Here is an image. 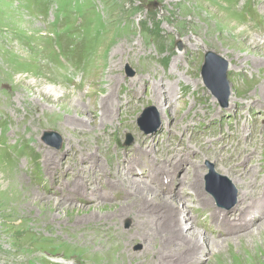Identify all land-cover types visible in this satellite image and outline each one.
Here are the masks:
<instances>
[{"label":"rangeland","instance_id":"374dc122","mask_svg":"<svg viewBox=\"0 0 264 264\" xmlns=\"http://www.w3.org/2000/svg\"><path fill=\"white\" fill-rule=\"evenodd\" d=\"M176 12L184 19H177ZM190 20L203 26L197 31L187 25ZM131 28L136 42L140 35L149 40L153 68L164 76L165 99L158 107L147 83L133 99L138 108L132 118L106 123L101 99L113 77L108 79L109 69L118 83L134 87L146 69L120 49L119 39L130 37ZM207 51L228 62L226 107L202 81ZM192 69L199 80L193 95L195 85L186 81ZM235 71L249 84L238 94ZM99 74L100 85L94 88ZM80 76L87 80L79 81ZM0 82V264H264V209L259 206L264 204L259 188L264 143L258 144L264 134V0H0ZM40 87H60L55 89L59 97H39ZM88 88L94 90L92 98L85 97ZM147 107L155 110L147 112L150 123L158 122L149 132L139 125ZM195 110L188 130L187 114ZM51 111L56 112L53 121L35 129L33 117ZM107 127L111 158L103 153L97 164L81 161L80 154L97 150L85 149L89 132ZM44 131L58 133L59 148L41 140ZM127 133L133 137L128 146ZM245 145L254 151H240L232 170V153ZM141 150L155 161L138 166L146 155L137 153ZM207 161L238 193L228 210L217 207L207 191ZM111 163L123 169L128 185L106 174L105 181L98 180L100 167L106 173ZM139 176L145 181L138 186L130 178ZM136 187L137 192L152 188L156 199L175 198L189 224L194 222L186 234L194 229L205 236L206 250L188 251L200 240L175 238L178 232L169 231L180 226L182 216L160 201L145 202ZM245 202L246 213L240 210ZM255 204L258 212L247 215ZM243 217L253 219L249 226ZM89 232L94 235L85 237ZM98 247L89 263L88 251Z\"/></svg>","mask_w":264,"mask_h":264},{"label":"bare ground","instance_id":"6f19581e","mask_svg":"<svg viewBox=\"0 0 264 264\" xmlns=\"http://www.w3.org/2000/svg\"><path fill=\"white\" fill-rule=\"evenodd\" d=\"M126 3H127V1H125ZM167 4V3H166ZM168 8V7H167ZM118 10V9H117ZM175 12V11H174ZM211 12V11H210ZM169 13V12H168ZM172 13V12H171ZM212 13V12H211ZM114 16V15H113ZM201 16V15H200ZM177 19H179V20H182V19H184V16L182 15V17L180 16V13H178V12H176V16H175ZM226 19V18H225ZM228 19V18H227ZM230 19H231V17H230ZM123 21V20H122ZM191 21V23L192 24H188L187 23V25H191V26H196L197 27V31H198V29H200V26L202 25L199 21H194V22H192V20H190ZM213 22V21H212ZM218 22V21H217ZM184 23V22H183ZM211 23V22H210ZM185 25V24H184ZM203 26V25H202ZM132 27V26H131ZM209 27V26H208ZM204 28V27H203ZM207 28V27H206ZM208 29V28H207ZM108 31V30H107ZM136 31V29H134V28H131V30H130V37H122V38H120L119 39V43H121L122 45H120V49H121V51L122 52H125L126 53V55H127V57H128V59L129 60H131V61H135L136 63H137V65L138 64H141V66H142V64H145L146 65V69H145V71H142L143 72V75H141L139 78H138V80H139V83H137V82H135V86L136 87H134L132 84H127V85H123L122 84V82H121V80H120V82L118 83V78L119 77H116L115 75H116V73L113 71V69L112 68H110L109 69V72L107 73L108 74V79H109V75L112 73L113 75V77L112 78H110L109 80H108V85H109V87H108V90H107V93H106V95H103L102 96V102H103V112H102V119H105V122L107 123V122H109V123H111V124H113V122L115 121V120H117L118 121V117L120 116V119H121V121L124 119V118H126V117H129V118H132L135 114H136V111H137V105H138V101H136V102H133V99L136 97L137 99H139L137 96H136V93H137V90H139L140 89V87L142 86H144L145 84H149V86H151V90H152V92H153V97H155V101H157V103H156V105L158 106V107H162L161 106V102L162 101H164V99H165V97H163V89H162V79L164 78V76H162L160 73H158L157 72V70H155V68H153V63H152V55H151V46H150V43H149V40L148 39H146V37H144V36H141L140 35V38H141V41L139 40V41H137L136 42V39L134 38V32ZM226 32V31H225ZM115 33V32H114ZM243 34V32H242V30H240V31H238V35H242ZM116 37V36H115ZM250 38V37H249ZM251 39V38H250ZM254 39V38H253ZM118 41V40H117ZM116 45V44H115ZM117 46V45H116ZM119 49V50H120ZM115 52V51H114ZM154 57V56H153ZM156 57V56H155ZM110 60H112V59H110ZM111 63V62H110ZM173 63H175V65H177V60L176 59H174V61H173ZM196 64V63H195ZM174 65V66H175ZM178 67V66H177ZM180 67V66H179ZM173 70V69H172ZM175 70V69H174ZM173 70V71H174ZM169 71V70H168ZM170 72V71H169ZM239 71H235L234 72V76L236 77V79L239 81V82H237V83H235V91H237L236 93L238 94L241 90H243L244 91V89L247 87V85H249L247 82H248V80L247 79H245L244 77H242L241 76V78H240V80H239V76H240V73H238ZM93 73H95L94 71H93ZM100 73V72H99ZM171 73V72H170ZM196 73L194 72V70L192 69L191 70V72H190V76L187 78V82L188 83H190V84H192V83H194V85H195V89L191 92V94L193 95L194 93H195V91H196V88H198L197 87V84L199 83V80L196 78V75H195ZM92 76V75H91ZM100 76H101V74H99L98 75V79L96 78V80H93V82L95 83L94 84V88L98 85V83L100 82ZM168 76V75H167ZM90 77V76H89ZM88 77V80H90L91 79V77L89 78ZM2 78V77H1ZM87 78V77H86ZM84 76H80V78H79V81H86L87 79H86ZM51 79V78H50ZM57 79V78H56ZM235 79V78H234ZM58 80V79H57ZM114 80V81H113ZM149 80H151V81H149ZM43 81V80H42ZM48 81V80H47ZM190 81V82H189ZM55 82V81H54ZM1 83V82H0ZM47 83V82H46ZM132 83V82H131ZM84 84V83H83ZM185 84V83H184ZM187 84V83H186ZM36 85H42L43 86V82H40V81H38L37 82V84ZM99 85H100V83H99ZM189 85V84H188ZM193 85V84H192ZM32 86V85H31ZM127 86V87H126ZM131 86H133V87H131ZM59 88L60 87H52V88H50L49 90H46V88H44V87H40L37 91H38V96H39V94H43V95H52L53 97H59V95H56V91L57 90H59ZM136 88V89H135ZM167 88V87H166ZM55 89H56V91H55ZM169 89V88H168ZM170 90V89H169ZM79 91V90H78ZM92 92H94V90H92V88H88V90H87V92L85 93V97L86 98H92L93 97V93ZM172 93V92H171ZM82 94V93H81ZM61 96V98L62 97H64V94H62V95H60ZM172 96V95H171ZM40 97V96H39ZM141 97V96H140ZM144 97V96H143ZM152 97V98H153ZM55 99V98H54ZM264 101V100H263ZM42 104H44L43 102H41ZM236 103V102H235ZM237 104V103H236ZM86 108V107H85ZM46 111V110H45ZM90 111V110H89ZM92 112H93V110H92ZM37 114V113H36ZM55 114H56V112L54 113V112H47V113H45V112H43V114L42 115H36L35 117H33V119L31 120V123L33 124V126L35 127V129L36 128H39V127H42L44 124H47V123H49V121L50 122H52L53 121V118H54V116H55ZM197 114V110H195L192 114H187V115H189V116H187L186 118V120H185V128L186 129H188V130H190V127H191V125H193L192 123H190V121L189 120H191V119H193L194 117H197V116H195ZM43 115L45 116V119L43 118ZM114 116H116L117 118H114ZM213 116H214V114H213ZM30 117V116H29ZM27 119V118H26ZM29 120V119H28ZM187 121V122H186ZM194 123V122H193ZM84 124V123H83ZM127 124H130V122H128ZM189 126V127H188ZM110 127H112V125L110 126ZM110 127H107V128H105L103 131H96V132H89V137L88 138H90L89 140H88V144L84 141V145H85V149H97L95 152L94 151H86V153H83V154H80V157H79V159L81 160V161H89L90 163L95 159V162L98 160V155L100 156L101 154H103V153H105V156L106 155H108V157H109V159L111 158V153L112 152H110V151H108L107 149H110V147L108 146V139H110V134L112 133V131H110L109 130V128ZM184 132V131H183ZM181 133V132H180ZM86 137V136H85ZM146 138V137H145ZM83 142V141H82ZM259 143L258 144H262V143H264V134L260 137V139H259V141H258ZM170 143V142H169ZM180 143V142H179ZM39 148V147H38ZM137 149H140L141 148V145L139 144H137V147H136ZM258 149V148H257ZM246 151L247 152V154H250V153H252L254 150H252V152L251 151H249L250 149H248V146L247 145H245L244 147H243V149H241V150H239V149H237L236 151H234V153H232V155H231V160L230 161H228L227 160V158H226V160L229 162L228 164L229 165H231V166H229L232 170H234V168H233V165L235 164V163H238V159H239V153H240V151ZM140 152H143L142 150L141 151H138L137 153H140ZM143 153H145L146 155L145 156H143L142 158H140V160H139V164H138V166L141 164V163H144V162H146V161H148V162H154L155 161V159L152 157V156H150L149 155V153H147V152H143ZM226 155V154H225ZM51 156V155H50ZM149 157V158H148ZM246 158L248 157V156H245ZM223 158V157H222ZM228 159H230V158H228ZM44 160V159H43ZM53 160V159H52ZM44 162V161H43ZM52 162V161H51ZM98 162H99V160H98ZM226 162V161H225ZM244 162V161H243ZM48 163V162H47ZM55 163V162H54ZM86 163V162H85ZM91 164H93V163H91ZM96 164H97V162H96ZM153 164V163H152ZM51 165V164H50ZM54 165V164H53ZM95 165V164H94ZM117 164H115V163H111V165H109V166H107V170H106V173H103V170L105 171V169H103V167H100L101 169H100V172H101V177L98 179L99 181H101L100 179H104V177L102 176L103 174H106L108 177L110 176V178L112 177V179L113 178H115V179H117V180H120V181H124V182H126L127 181V177L128 176H126V175H124V171H123V169H121V168H119V167H117L116 166ZM48 166V165H47ZM58 167H59V165H57ZM57 166H55V167H53L52 169L53 170H56L57 168ZM91 166V165H90ZM161 166V165H160ZM237 166V165H236ZM121 167V166H120ZM136 168H137V166H135ZM159 167V166H158ZM97 168V167H96ZM152 168V167H151ZM79 169H81V168H79ZM90 169V168H89ZM92 169H94V168H92ZM99 169V168H98ZM146 169V168H145ZM150 170H152V169H150ZM133 171H136L135 170V168L132 170V172L130 171V175H133L134 173H133ZM153 171V170H152ZM46 172V171H45ZM49 172H50V170H49ZM139 173L142 175V171H139ZM105 175V176H106ZM145 175V174H144ZM91 178H93V177H91ZM136 178V177H135ZM138 178H140V179H134V177L133 178H130V180H131V182L133 183V184H138V183H141V182H143V181H145V178L143 179V176H139ZM150 178V177H149ZM106 179V178H105ZM105 179L103 180V181H105ZM114 179V180H115ZM146 179H147V177H146ZM109 180V179H108ZM113 180V181H114ZM181 180V179H180ZM96 181V180H95ZM147 181V180H146ZM93 182V181H92ZM98 182V181H97ZM111 182L112 181H110V183H109V185L111 184ZM116 182V181H115ZM128 182V181H127ZM127 182H126V184H127ZM104 183H107V181L106 182H104ZM117 183V182H116ZM144 183V182H143ZM261 183V182H260ZM88 184V183H87ZM262 185H261V187H259L260 189H262V193L261 194H264V182H262L261 183ZM78 185H80V184H78ZM99 185V184H98ZM97 184H96V186H98ZM128 185V184H127ZM142 185V184H141ZM257 185V184H256ZM100 186V185H99ZM98 186V187H99ZM115 186H117V185H115ZM138 186H139V184H138ZM146 186H148V185H146ZM145 186V187H146ZM123 187V186H122ZM121 187V188H122ZM151 187V186H150ZM94 188V187H93ZM110 188V187H109ZM112 188V187H111ZM132 189H133V187H131ZM247 188V187H246ZM99 189V188H98ZM101 189V188H100ZM103 189V188H102ZM113 189V188H112ZM123 189V188H122ZM127 189H129V188H127ZM147 189V188H146ZM95 190V189H94ZM107 190V189H106ZM105 190V191H106ZM109 190V189H108ZM152 188L151 189H149V190H145V189H142V190H140V192H137V187L135 188V192H137L136 194H139L140 196H141V198L142 199H144V201L145 200H157V201H160V202H162V203H164L167 207H172V208H174L176 211H177V213L179 214V215H181L182 216V218L181 219H179V217L177 218L178 220H180V226H182V227H178L177 225L175 226H169L170 227V229H169V231H170V233L172 232V233H174V231H175V233H177L176 234V236H175V238L176 237H180V236H183V237H187V239L188 240H191L192 241V239H193V241H199L200 240V244H195L194 243V246L195 247H192V248H188L187 250L189 251V250H193V248H195V249H197V248H200L199 250H202V251H205L206 250V248L208 247V245H209V243L207 242V240L205 239V238H203V237H205V236H203L202 237V235L198 232V231H195L194 229H192V231L191 232H188L189 234H186V228L187 227H191L192 226V224H194V222L192 223V222H190V224H189V221H190V217H188V216H184V214H182L183 213V211L181 212V208H178L177 206H176V204H175V202H173L172 201V199L173 200H176L175 198H170V196H168V197H164V196H161L160 198H158V199H156L155 198V194H154V192H152ZM74 191V190H73ZM85 191V190H84ZM92 191V190H91ZM111 191V190H110ZM121 191V190H120ZM124 191H126V190H124ZM155 191V190H154ZM196 192V191H195ZM89 193H90V191H89ZM98 193V192H97ZM101 193V192H100ZM105 193V192H104ZM103 193V194H104ZM115 193V192H114ZM181 193V192H180ZM83 194V193H82ZM108 194H109V192H108ZM129 194V193H128ZM248 194V192L246 191V192H244L243 193V195H242V199L241 200H243V202H244V200L247 198V197H249V195H247ZM68 195V194H67ZM107 195V194H106ZM138 195V196H139ZM111 196V195H110ZM96 197V196H95ZM104 197V196H103ZM109 197V196H108ZM112 197V196H111ZM203 197V196H202ZM263 197H264V195H263ZM88 198V197H87ZM110 198V197H109ZM241 198V197H240ZM83 199V198H82ZM89 199H90V197H89ZM241 200H239V201H241ZM203 201V200H202ZM141 202H143L142 200H141ZM146 202V201H145ZM147 202H150V201H147ZM152 202V201H151ZM161 203V204H162ZM144 204H147V203H144ZM245 204V206H244V209H240L241 211H244V213H246L245 211H246V209L248 208H246V205L247 206H249L248 204H249V202H245L244 203ZM157 205V204H156ZM183 205V204H182ZM152 206V205H151ZM158 206V205H157ZM239 206V205H238ZM255 206H256V204H255ZM260 207H262V209H264V204H260L259 205ZM141 207V206H140ZM155 207V206H154ZM252 207V206H251ZM157 208V207H156ZM250 208V207H249ZM183 209V208H182ZM252 209H253V211L252 212H247L248 214L247 215H249V213L250 214H256V212H258V207L256 206V207H252ZM255 209V210H254ZM261 209V208H260ZM141 210V209H140ZM251 210V209H250ZM171 211V210H170ZM248 211V210H247ZM260 211V210H259ZM175 212V211H174ZM176 213V212H175ZM176 213V214H177ZM174 214V213H173ZM177 214V215H178ZM240 214V213H239ZM171 217V216H170ZM176 217V216H175ZM243 219L245 220V222H246V224L249 226L250 224H251V220H253V219H251V220H247V219H245V217H243ZM163 220V219H162ZM175 221V220H174ZM182 221H183V223H182ZM175 223H177V222H175ZM1 224V223H0ZM6 224V223H5ZM158 224V223H157ZM165 224H166V222H165ZM168 224H170V223H168ZM173 224H174V222H173ZM4 225V224H3ZM8 225V224H7ZM179 225V224H178ZM2 227V226H1ZM178 227V228H177ZM7 228V227H6ZM1 229H3V228H1ZM36 231V230H35ZM177 231V232H176ZM6 232H7V230H6ZM37 233H39L40 234V232H38V231H36ZM174 233V234H175ZM92 235H94L93 233H87V236H85V237H87V238H91L92 237ZM178 235V236H177ZM170 236H173V234L171 235L170 234ZM174 238V237H173ZM182 238V237H181ZM190 238H192V239H190ZM2 241V240H1ZM4 241V240H3ZM180 241H181V239H180ZM182 241H184V240H182ZM209 242H210V239L208 240ZM215 241V240H214ZM6 242V241H5ZM218 242V241H217ZM188 243H189V241H188ZM88 244H90V243H88ZM169 245V244H168ZM191 245V244H190ZM212 245V244H211ZM169 249V248H168ZM2 250V249H1ZM6 250V249H5ZM13 250V249H12ZM17 250V249H16ZM4 251V250H3ZM99 251V247L96 249L95 248V250L94 251H88V260H89V263L91 262V259L93 258V254L95 253V252H98ZM187 252V251H186ZM7 253V252H6ZM10 253V252H9ZM173 253V252H172ZM13 254H15V253H13ZM17 254V253H16ZM176 254V253H175ZM5 256V255H4ZM115 256V255H114ZM13 257H15V256H13ZM17 257H19V256H17ZM119 257V256H118ZM116 258V257H115ZM19 259V258H18ZM10 260V259H9ZM120 260V259H119ZM192 260V259H191ZM8 261V260H7ZM16 261V260H15ZM11 262V261H10ZM110 262V261H109ZM115 262V261H114ZM2 263V262H1ZM6 264V263H5Z\"/></svg>","mask_w":264,"mask_h":264},{"label":"water","instance_id":"95a60500","mask_svg":"<svg viewBox=\"0 0 264 264\" xmlns=\"http://www.w3.org/2000/svg\"><path fill=\"white\" fill-rule=\"evenodd\" d=\"M180 41L176 43L177 48L180 50L182 46ZM228 62L222 56L212 52L207 51L204 54L203 64L201 66L200 75L202 81L206 88L211 92V94L216 98L218 104L221 107H226L228 103V98L230 96L229 83L226 78V72L228 70ZM126 72L129 75L133 74L130 67H125ZM153 111L154 108L147 107L144 110L142 118L139 120L140 127L149 132L154 130L158 125L156 121L154 124L150 123V117L147 112ZM152 119V118H151ZM153 120V119H152ZM42 140L44 143L54 147L59 148L61 144V138L56 132H45L42 135ZM132 142V136L127 133L125 135V145H129ZM208 173L205 176V183L208 193L213 197L216 205L220 208L230 209L236 203V189L230 182V180L223 175L215 172L212 163L206 162ZM221 182H218V181ZM126 227L128 225H125ZM140 248V245L136 246V249Z\"/></svg>","mask_w":264,"mask_h":264}]
</instances>
